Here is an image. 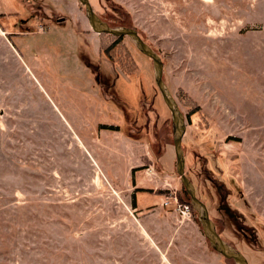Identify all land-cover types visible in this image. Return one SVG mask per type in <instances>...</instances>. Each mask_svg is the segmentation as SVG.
I'll return each mask as SVG.
<instances>
[{
  "label": "rangeland",
  "instance_id": "374dc122",
  "mask_svg": "<svg viewBox=\"0 0 264 264\" xmlns=\"http://www.w3.org/2000/svg\"><path fill=\"white\" fill-rule=\"evenodd\" d=\"M90 1L101 13L109 3ZM111 2L164 65L185 117V169L211 144L222 178L264 222V0ZM97 41L77 0H0V264H234L175 210L174 130L152 62L123 38L136 64L128 77ZM211 180L217 234L264 264L255 230Z\"/></svg>",
  "mask_w": 264,
  "mask_h": 264
},
{
  "label": "trees",
  "instance_id": "16d2710c",
  "mask_svg": "<svg viewBox=\"0 0 264 264\" xmlns=\"http://www.w3.org/2000/svg\"><path fill=\"white\" fill-rule=\"evenodd\" d=\"M105 1L109 2V3H107V5L104 4L102 6L103 12L101 13L94 8L93 4L89 0L94 13L106 25H108L111 28L128 27L129 26L128 22H126L123 19H119L120 17L116 16L120 12V10H118L119 6L117 4H114V2H111V0H108V1L105 0ZM77 3L79 5V8L84 11V7L78 1H77ZM120 9H122V8H120ZM123 11H124V9H123ZM110 12L114 13V14H109ZM110 15H112V16H110ZM85 33H89V31H85ZM138 35L141 37V39L145 43H147L146 40L139 33H138ZM123 38H125V37H113L111 35L100 34V35H98V41H97L98 49H99V52H101L110 62H112L113 64L116 65V67L121 71V73H123L124 75H126L128 77H134L133 74H134V71L136 69V64H135V61L132 57L131 51L124 44ZM148 46L150 47L149 44H148ZM152 50L154 51V49H152ZM154 53H156V52L154 51ZM156 54L158 55V53H156ZM177 92L182 94L183 90L178 89ZM143 100H144V97H142L140 99V104H139L140 114H141L142 106H143L142 103L144 102ZM179 100L184 106H186L189 109V112L191 114H195L196 112L199 111V107L197 106V104L195 102H193L188 96L181 95L179 97ZM140 114H139V117H140ZM139 120H140L139 118H137V120L135 119V123H138ZM123 125H122V128H123ZM102 127L103 128H101V129H106L109 131H118L120 129L119 127L113 126V125L102 126ZM208 131L209 130L207 129V133H209ZM207 133L202 135V137L207 135ZM203 140H204V138H203ZM200 141H202V139H200ZM211 146H212L211 144L204 143V141L201 142L200 143V147H201L200 152L197 151L199 153L198 154L199 158H196L195 160L192 159V163H191L190 167L188 168V170L185 169V175L190 180L192 185L194 186L197 198L206 206L209 217H211L210 212L213 210H215L216 213L220 214L217 209H219L221 211H222V209L220 208V206L218 207L219 201L217 199L218 196H216L217 194L215 192L216 185L211 180V178L213 177L214 181H216L217 183L220 184L219 187L224 186V188H225V196H224L223 201L226 202V204L228 206L230 205L229 207L234 209V210L229 211V214L236 217V219L238 216H241V217H243L244 221L247 220L250 223V225L253 227V229L255 230V232H253L255 243L258 246H259V244H261V246H264V244L259 239V232H264V222L260 221L258 219L257 215L255 214V212L249 207L248 204H246L243 201V196H242V193L240 191V186L235 182V180L232 178H229L228 176H226V178H222L223 168H224L223 163H222V159H220L218 156L216 157L214 155V148H212L213 146L212 147ZM185 161H186V157H185ZM201 166H204V168L207 171L206 173L209 174L211 178L207 177L206 173H204V172H197ZM179 186H180V192H181L182 197H183V198H179V200H178L179 203L187 204L190 206L192 221L195 223H198L196 213L193 211V209L191 207V204L189 201V196L185 193L180 182H179ZM234 194L236 195V197H234V198L239 200L241 205H242L241 209H238L235 206L232 207V205H231L230 198ZM132 195H133L132 206L134 208H136L135 195L134 194H132ZM234 198H232V199H234ZM220 203H221V199H220ZM234 213H236V214H234ZM247 218L248 219L250 218L251 221H249ZM253 224H255V225H253Z\"/></svg>",
  "mask_w": 264,
  "mask_h": 264
},
{
  "label": "water",
  "instance_id": "95a60500",
  "mask_svg": "<svg viewBox=\"0 0 264 264\" xmlns=\"http://www.w3.org/2000/svg\"><path fill=\"white\" fill-rule=\"evenodd\" d=\"M77 1L84 7L88 25L95 34L127 37L133 42L136 49L141 54L151 60L156 87L172 119L176 174L179 177V181L185 193L189 196L191 207L196 213L203 236L210 248L224 259L230 260L234 264H248L246 258L241 253L237 252L232 246L228 245L219 237L215 225L209 217L206 206L197 198L194 186L185 175V160L181 147L182 139L186 131L185 117L163 81L164 66L160 57L141 39L136 30L123 27L111 28L94 13L89 0Z\"/></svg>",
  "mask_w": 264,
  "mask_h": 264
},
{
  "label": "built area",
  "instance_id": "2783aa9c",
  "mask_svg": "<svg viewBox=\"0 0 264 264\" xmlns=\"http://www.w3.org/2000/svg\"><path fill=\"white\" fill-rule=\"evenodd\" d=\"M40 32H42V31H40ZM173 200L175 202V210L177 212H179L182 216L187 217V218L191 216V209H190L189 205L179 203V201L176 198V196H174Z\"/></svg>",
  "mask_w": 264,
  "mask_h": 264
},
{
  "label": "crops",
  "instance_id": "0c3cea01",
  "mask_svg": "<svg viewBox=\"0 0 264 264\" xmlns=\"http://www.w3.org/2000/svg\"><path fill=\"white\" fill-rule=\"evenodd\" d=\"M118 122V121H117Z\"/></svg>",
  "mask_w": 264,
  "mask_h": 264
}]
</instances>
